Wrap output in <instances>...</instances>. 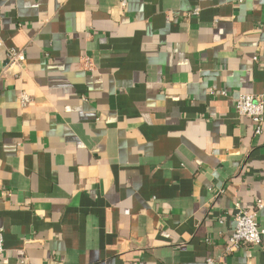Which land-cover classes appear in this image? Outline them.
<instances>
[{
  "label": "crops",
  "instance_id": "0c3cea01",
  "mask_svg": "<svg viewBox=\"0 0 264 264\" xmlns=\"http://www.w3.org/2000/svg\"><path fill=\"white\" fill-rule=\"evenodd\" d=\"M0 38V264H264V234L228 249L264 199L235 110L264 0H0Z\"/></svg>",
  "mask_w": 264,
  "mask_h": 264
},
{
  "label": "built area",
  "instance_id": "2783aa9c",
  "mask_svg": "<svg viewBox=\"0 0 264 264\" xmlns=\"http://www.w3.org/2000/svg\"><path fill=\"white\" fill-rule=\"evenodd\" d=\"M125 0H121L124 5ZM192 14H198V9L193 10ZM2 39L0 38V47ZM7 59L9 64H19L24 60V55L20 51L9 49L7 51ZM22 104L29 102V98L23 92L20 93ZM235 110L241 115L252 121L254 134H260L263 131L264 122V98L261 95L241 94L235 101ZM236 206L234 214V227L229 236V250L237 249L241 246H257L261 243L264 230L259 227L255 219L256 212L264 208V199L259 198L255 201L254 211L247 212ZM3 252V238L0 232V259Z\"/></svg>",
  "mask_w": 264,
  "mask_h": 264
}]
</instances>
